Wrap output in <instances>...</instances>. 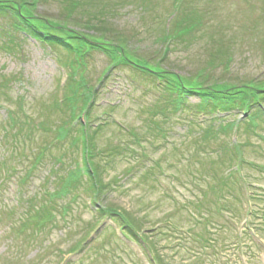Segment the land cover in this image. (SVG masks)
I'll use <instances>...</instances> for the list:
<instances>
[{
  "label": "rangeland",
  "instance_id": "374dc122",
  "mask_svg": "<svg viewBox=\"0 0 264 264\" xmlns=\"http://www.w3.org/2000/svg\"><path fill=\"white\" fill-rule=\"evenodd\" d=\"M173 1L82 0L71 9L74 11L68 25L63 24L62 16L68 17L69 0H39L32 10L52 23L81 31H88L89 20L99 22L104 18L131 39L133 52L141 57L154 60L167 46L164 66L185 74L206 66V59L216 52L221 39L224 45H233L232 64L214 70L206 66V73L228 82L264 80V0H182L180 11L188 12L191 7L202 12L201 32L162 38L174 10ZM11 21L10 14H0V264H64L68 260L69 264H80L72 261L83 254L86 262L92 260L87 264L152 263V255L144 256L140 245L122 239V229L111 215L98 213L97 208L106 204L146 218L142 228L148 234L147 229L161 226L153 237L169 264H264V247L249 258L250 250L244 253L243 248L231 245L240 231L253 228L251 215L240 224L237 213L218 212L221 202L213 190L220 185L215 176L234 169L243 170L252 180L254 192L264 193V118L258 119L252 132H246L244 124L253 110L261 107L264 112V101H257L250 110L218 106L212 111L196 108L201 97L193 94L184 99L182 108H177L170 103L172 93L158 85L159 79L130 66L112 68L107 73L109 79L100 81L111 59L107 52L92 49L85 55L84 77L97 92L88 130L98 145L91 158L99 161L104 191L94 202L90 193L81 189L88 178L82 175L80 187L51 197L52 191L62 189L63 178L82 162V148L72 139L82 130L81 125L72 120L65 105L71 80L67 62L73 53L28 33L16 31L11 36ZM90 30L88 33H93ZM11 37L16 46L8 41ZM230 121L238 125L228 134L221 130V124ZM64 126H71L70 134L58 140ZM211 129L212 134L207 135L206 130ZM233 134L244 145L237 155L242 157V165L218 170L223 168L221 162L209 164L208 157L216 158L224 152L235 162L239 147L231 144L235 142ZM222 142L229 147L225 151L220 149ZM41 154L44 156L37 157ZM60 156L64 163L58 160ZM247 159L255 164H243ZM212 167L217 174L209 171ZM229 176L236 177V172ZM226 184L228 188L235 186L233 179H227ZM228 190L233 206L254 207L252 197L245 201L239 191ZM259 203L257 207L264 216V201ZM42 204L53 206L56 225L35 230L33 244L28 239L31 232L23 230L12 247V228L19 227L29 212ZM90 222H97L98 227L89 237V245L70 252L88 231ZM169 225L174 229H166ZM210 235L216 239L214 251L205 245ZM260 253L261 260L257 258Z\"/></svg>",
  "mask_w": 264,
  "mask_h": 264
},
{
  "label": "trees",
  "instance_id": "16d2710c",
  "mask_svg": "<svg viewBox=\"0 0 264 264\" xmlns=\"http://www.w3.org/2000/svg\"><path fill=\"white\" fill-rule=\"evenodd\" d=\"M37 2H39V0H0V14L11 15V31L28 32L41 42L52 44V46L58 44L63 45V47L68 50L69 54L73 53L72 59L67 62L72 68L73 74L71 75L68 92L66 93L65 105L66 107H69L73 121L80 119L79 122L82 130H77L80 133L72 139L77 145H80V148H82L83 164L80 165L78 163L72 173L69 172V177L67 176L63 178V182L61 183L62 189L52 191L50 193L51 197L57 195L61 196V194H65L68 191H72L74 188L80 187L83 173L88 176L89 181V183L87 182L86 184L87 188L85 187L84 190L90 192L93 199H100L104 191V187L101 183L102 180L99 175V172H101L98 167L99 161L96 163V161L91 158L95 156L94 152L97 150L98 145L94 138L91 137L88 130L89 114L95 101L94 87L89 85V82L83 75V71L82 74L79 73V71H81L80 69L83 68V65H86V53L92 49H101L110 55L111 62L106 66L105 72H109L112 68L115 69L119 66H131L145 75L148 74L149 77L159 79L160 85L163 89L169 94L172 93L171 95H173L174 98L170 100V102L177 108H182L184 99L193 94H198L201 97L200 103L197 104L199 108L206 107L210 110H213L218 106L223 109L238 107L250 110L257 101L264 99V80H252L251 82L220 81L219 78H213V76H210L205 72V70H207L206 66H209L211 70H214L219 65L228 68L230 63L232 64L231 60L233 55L231 53L233 52L231 49L233 48V45H230L229 43H225L224 45L221 39H218L219 45L216 44V52L211 53L209 58L206 59V66L185 74L174 70L172 67L164 66L163 57L167 54V46L162 50L163 55L154 60H152L153 57L151 59L141 57L139 53L136 54L133 52L131 39L122 34V32H120L111 21L109 22L108 20L101 18L99 22H95L91 19L89 20L90 24H88V31L73 30L67 26H62L61 23L57 21L52 23L48 18H43L39 15L36 16L32 10V6ZM89 2V4H93L92 1ZM81 3L82 0H69V2L66 3V6L68 5L67 10L70 12L66 14L68 17H64L65 15L62 16L63 24L66 22L67 25L70 24L68 21L70 18L69 15L74 11L71 9H75ZM174 3L176 6L178 4L180 5L179 0H175ZM187 9L190 11L179 13V10L176 9L171 13L172 16L169 18V24L165 27L162 38L174 39L180 35L187 36L194 32L195 34L201 32L200 30L204 25L203 15L200 11L198 12L193 8ZM90 29H92L93 33H88L91 31ZM12 39L13 38L11 37V40ZM78 74L80 77H78ZM257 117L258 112L256 111L250 114V125L256 121ZM82 119H85L86 122L84 123ZM232 125L233 124H222L221 129L225 130L231 128ZM23 127L24 126H22V128ZM70 129H72L71 126L62 127L60 133L57 135L59 137L58 139H67L70 134ZM212 131V129L206 130V134H212ZM6 135L8 136V134ZM11 135L14 138L17 134L12 133ZM7 136L6 138L8 140ZM8 141L10 143V140ZM41 156H44V154L37 157L41 158ZM58 160L62 162V157L60 156ZM214 173L217 174V171ZM215 178H217L218 181L220 180L219 188L213 189L217 196H219L217 200H220L221 202L218 206V212H233L230 213L231 215L237 213L238 220L240 221L250 214L252 220L249 223L254 224L253 232L259 238H264V216L260 214V210L257 207V205H260L259 201H264V193L259 194L255 190L252 196V199H254L255 202L254 207L247 209L245 212V206L242 205L238 208V205L233 206L230 203L229 197L231 196V192L228 189H234L236 186L228 188L226 184L227 179H233L234 184L238 186V188L235 189L240 191V194H243V191L241 190V187L243 186L238 184L240 179L237 177H228L223 174L219 177L215 176ZM50 206L51 205L48 204L40 205L33 213L29 212V214L20 222L19 227L12 228L11 236L14 237L11 244L12 247L16 240L21 239L20 233H22L23 230H29L31 232L28 239L29 243L33 244L36 241H33L31 237L34 235L35 230H44L45 227L50 228L51 226L56 225L57 222L54 221L55 216L52 210L53 206ZM199 208L202 209V206H199ZM99 210L103 215L109 214L114 217V219L121 225L124 234L134 239V241H137L143 248H145L146 251L144 253L147 254L146 256H149L148 249H150L153 253L152 264L169 263L167 259L157 251V239L150 238L149 234L147 235L144 232L141 234L144 230L142 227L147 223L146 218L143 216H136L128 210H117L115 205L112 206V204H106ZM199 212H202V210H199ZM167 223L168 220L166 221V224ZM88 226V231L81 236L73 248H70V251L82 247L83 242L95 227L93 222H90ZM169 228L174 229V226L169 225L167 227L170 231ZM250 228L251 227L245 228L241 234L236 235V246H238L240 250L243 248L244 253L250 250L252 254L251 252L247 253L249 254V257H255V253L251 247L255 246L257 242L253 239L251 234L253 232H250ZM147 231H149L151 236L159 232L155 226L151 227V229H147ZM249 236L252 237V242H250ZM244 242L248 247L245 246ZM26 244L27 246H25L24 250L28 247V243ZM21 245L23 246V244ZM205 245L212 249H217L216 239L213 240L211 235L207 238V244ZM40 248L39 252L43 249L42 244ZM91 261L92 260L90 259L88 260V262ZM88 262L83 261L80 264H87Z\"/></svg>",
  "mask_w": 264,
  "mask_h": 264
}]
</instances>
